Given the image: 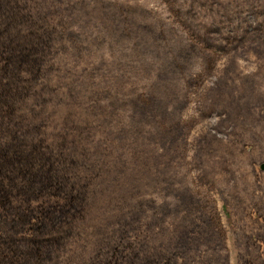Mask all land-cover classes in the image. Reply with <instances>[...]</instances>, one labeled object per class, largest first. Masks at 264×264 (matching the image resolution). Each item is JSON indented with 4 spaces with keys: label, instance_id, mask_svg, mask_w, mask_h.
I'll return each instance as SVG.
<instances>
[{
    "label": "rangeland",
    "instance_id": "1",
    "mask_svg": "<svg viewBox=\"0 0 264 264\" xmlns=\"http://www.w3.org/2000/svg\"><path fill=\"white\" fill-rule=\"evenodd\" d=\"M17 35L42 69L15 75ZM16 83L46 102L16 105L31 136L3 106L0 142L53 182L5 179L0 264H264V0H0Z\"/></svg>",
    "mask_w": 264,
    "mask_h": 264
},
{
    "label": "trees",
    "instance_id": "2",
    "mask_svg": "<svg viewBox=\"0 0 264 264\" xmlns=\"http://www.w3.org/2000/svg\"><path fill=\"white\" fill-rule=\"evenodd\" d=\"M105 6H107L106 8H114V5L111 3H106ZM129 12V10H128ZM12 17L14 18V16L12 15ZM115 17V16H114ZM14 20H16L14 18ZM128 27H132V29H130V33L129 36H138V38L141 37L140 32L144 29V26H141L140 23L137 21V19H135V17H132V20L127 23ZM125 33V35H128ZM11 43L12 46L10 48V53L12 52L11 55V67H13V70L15 72L16 76H19V71L23 70L24 68L27 69L28 71L34 70V71H39L40 69H42V65H43V58L42 56H38V58L36 57H30L26 56L25 50H23L24 47L21 48V50H18L17 48L20 47V45H18L23 38H19L18 35L17 36H12L11 38ZM22 39V40H20ZM24 39H26L24 37ZM24 43V40H23ZM21 44V43H20ZM30 47L31 49H33L35 52H38V45L34 42L31 41L30 43ZM6 45L5 43L3 45H1L2 48H5ZM13 45L14 48H16L15 50L12 51L13 49ZM17 45V46H16ZM4 46V47H3ZM23 50V51H22ZM32 53L34 54V52L32 51ZM25 54V55H23ZM23 57H25L26 59L28 58V60H23ZM40 57V58H39ZM5 58V57H4ZM21 59V61H20ZM27 63V64H26ZM28 65V67H27ZM39 69V70H38ZM23 84V83H22ZM17 84L14 85L13 89L10 90H4V88L0 87V116L4 114L3 112V106L7 107V112L10 114V116L13 118V120H16L17 123L20 126L25 125L26 129L29 131V134L31 136L32 130L35 129L36 130V126L34 127V125L30 124V119L28 120L26 118V116L24 115H19V114H24V110H21L20 113L18 114V110H17V104L20 102H23L24 100H22L23 98H25L26 96H29L32 92L36 95L34 88L31 86H24V84ZM160 84V83H159ZM154 86L157 85V82H155L153 84ZM161 89V88H160ZM28 94V95H27ZM39 99L41 98V95H36ZM43 103H45L46 101L44 100V97H42L40 99ZM151 101L153 102V100L151 99ZM17 128L21 131L24 132V130L20 129L19 126L17 125ZM14 129V131L12 132V144H7L9 147H5L4 144H2L0 142V151H1V155H2V161H0V192H3L5 190V179H7L10 183V185L14 188H17L19 190H23L25 189L26 185H28L27 189L25 191L28 192V194L26 195L27 198V202L30 198L35 197L36 194L38 193V191L40 190V188H44L48 185V187L50 185H52L53 179H50L46 173H45V156L44 154H42L44 156V158L37 157L36 154L34 153L33 156H25L23 155L22 152H20V146L22 145V143L25 141L24 138L20 137L19 135V130ZM17 130V132L15 133V131ZM1 133V132H0ZM6 145V146H7ZM47 157H50V155H47ZM53 158V156L51 157V159ZM27 161H26V160ZM53 160V159H52ZM25 162V163H24ZM37 166H39L41 168V170L39 168H37ZM20 169V170H18ZM20 173V178H24L26 182H23L21 184H17L15 185V182L17 181V175L15 176L14 174ZM12 175V176H11ZM47 180V183H44V181ZM42 182V184L40 185V187H37L38 183ZM21 185H23V188L21 187ZM9 196V195H8ZM9 202V201H8ZM21 221L25 220L27 218V216L25 217L24 214H22V216H19ZM12 221V220H11ZM14 222V221H12ZM15 223V222H14ZM4 222L1 221L0 223V228L3 227ZM7 229H9L8 223H5V226ZM27 251L29 253H35L37 255V260L35 264H39V262H41L44 258H46V255L44 253L41 252V250L37 249H31L28 248ZM9 256L10 254H20V255H24V251H17L15 249L10 250L9 249ZM2 255L5 254H1L0 255V262L2 263V260H4V258L2 257ZM9 258V257H8ZM6 260V259H5ZM7 261V260H6ZM39 261V262H38ZM11 263V262H10ZM21 264V262L19 263Z\"/></svg>",
    "mask_w": 264,
    "mask_h": 264
},
{
    "label": "water",
    "instance_id": "3",
    "mask_svg": "<svg viewBox=\"0 0 264 264\" xmlns=\"http://www.w3.org/2000/svg\"><path fill=\"white\" fill-rule=\"evenodd\" d=\"M260 170L264 172V163L260 165Z\"/></svg>",
    "mask_w": 264,
    "mask_h": 264
}]
</instances>
